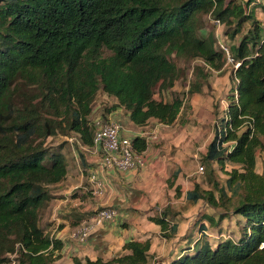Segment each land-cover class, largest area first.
<instances>
[{
  "label": "trees",
  "instance_id": "obj_1",
  "mask_svg": "<svg viewBox=\"0 0 264 264\" xmlns=\"http://www.w3.org/2000/svg\"><path fill=\"white\" fill-rule=\"evenodd\" d=\"M262 9L256 0H0V264H10L15 252L17 264H54L60 257L62 241L41 227L39 209L55 198L50 186L68 169L61 146L46 142L74 133L81 146H92L97 126L90 115L99 92L114 100L105 122L120 109L136 126L151 119L170 125L183 99L155 94L180 78L176 61L199 59L195 79L205 67L219 70L228 62L213 37L198 34L204 15L234 27L225 46L235 83L202 159L211 188L195 184L186 199L218 208L241 198L233 210L240 228L236 239L218 236L212 243L207 230L218 226L223 234L227 213L216 221L205 214L166 264H264V166L255 172L256 153L264 150V20L256 16ZM196 84L188 94L199 91ZM131 140L139 153L149 146L141 135ZM214 163L226 175L223 184L214 178ZM180 171L172 163L170 187ZM100 208L69 216L81 223ZM176 216L166 206L149 220L170 239L178 233ZM150 246V239H131L112 259L74 258L73 264H162L165 259H151Z\"/></svg>",
  "mask_w": 264,
  "mask_h": 264
},
{
  "label": "rangeland",
  "instance_id": "obj_2",
  "mask_svg": "<svg viewBox=\"0 0 264 264\" xmlns=\"http://www.w3.org/2000/svg\"><path fill=\"white\" fill-rule=\"evenodd\" d=\"M256 16L258 18L262 16L261 10L257 12ZM214 20L209 15L202 16L198 34L205 36L209 34L210 37L215 39L216 47L221 44L226 45V43L230 42L228 41L227 30L231 32L234 27L228 28L222 21L216 23ZM247 27L248 25L246 24L242 32H245ZM239 38L240 34H237L233 41L237 42ZM176 62L181 71L180 78L168 91L159 93L156 90L155 94L156 99L162 98L165 101L171 100L176 95L183 99V107L178 119L173 124L165 125L151 119L146 127L135 128L126 122L127 118L123 113H117L119 117L116 119L107 115L108 120H115L124 128H129L131 130L127 133L129 137L141 135L149 141L148 149L143 152L145 163L142 167L133 170L136 175L143 170L144 181L137 184L133 181V185L125 189L126 192L124 194L127 200H130L125 205L146 206L147 213L151 215L159 213L163 208L169 206L172 210L178 212L174 221L179 223L177 234L180 237L185 235L191 228H194V221L196 222L201 214H210L217 220L220 213H227L226 219L221 222L223 234H219L218 226L213 229L210 228L208 232L210 241L212 243L216 242L218 236L221 238L228 236L236 239L240 228L236 220L241 217L234 215L233 210L241 202V198H234L226 203L225 207L218 208L208 206L204 200L193 203L186 199V192L193 190L195 184H199L203 189L211 188V185L207 183L208 169L206 171V166L202 159L206 152V146L213 138L215 128L223 116L228 96L232 94L235 83L234 65L226 62L219 70L205 67L202 71L205 75L202 78L198 77L195 79L196 66L201 67L203 65L199 59L178 60ZM194 82L197 83L196 86L199 87V91L188 94V89ZM113 102L114 100L104 93L99 92L97 94L92 106L93 111L90 115V118L97 122V126L105 123L103 117L106 118V111ZM76 136L74 133L62 134L59 132L56 136L47 139V146H61L68 169L64 180L58 183L61 185L50 186L55 198L48 202L61 198L57 194L59 188H61L60 191L63 189L67 190V196L73 197L72 194L76 196L84 195V192L86 190L89 191L90 186L93 185L88 177L91 173L90 166L95 164L94 158L100 160L101 156L92 154L83 148ZM82 158H84L87 166L82 163ZM172 163H177L181 171L174 186L170 187L166 179L170 176ZM200 166H204V170L201 173ZM263 166L264 150L256 153L255 172L261 174ZM225 168L226 170H231L232 166L227 164ZM212 169L214 178L220 184H223L226 175L216 163L212 164ZM81 172L84 173L82 178ZM103 195L104 192L100 196L93 194L81 206H91V208L96 206L95 208H98L99 205L97 204ZM73 199H79V196ZM48 202L43 203L44 209L47 207L45 205ZM44 209L40 211V225H43V228L51 226L53 228L56 220L53 219L51 221L50 218H47L44 222L41 221L45 217ZM56 216H59V213ZM160 231L162 236L163 232L162 230ZM62 244L66 243L62 242ZM60 254L54 264L67 263L69 253L64 250L60 251ZM9 257L12 260L10 264H17L15 259L18 257V252L10 254Z\"/></svg>",
  "mask_w": 264,
  "mask_h": 264
},
{
  "label": "crops",
  "instance_id": "obj_3",
  "mask_svg": "<svg viewBox=\"0 0 264 264\" xmlns=\"http://www.w3.org/2000/svg\"><path fill=\"white\" fill-rule=\"evenodd\" d=\"M261 14L262 16L259 19L263 20L264 14L262 11ZM117 113H123L127 118L126 122H128L129 125L134 126L135 128L146 127V125L142 127L134 125L128 119L125 112L120 109L112 111L109 116L116 119L117 117H119ZM129 131H131L129 130V128L123 127L121 135L129 137L127 135ZM94 161L95 164H91L90 166V174L95 173L97 177L103 181L104 192V195L99 199L97 205L115 206L119 212V215L114 222L106 223L104 226L94 230L85 243H79L71 237L72 231L80 223L73 224V219L69 215L72 212L76 213L84 211H93L96 207L95 206L91 208V206H81L86 200L91 198V195H93L92 189L94 185L90 186L91 192L89 188V191L86 190V192H84V195H80L83 196L84 199L83 197H79V199H73V197L67 196V190L63 189L61 190L63 192H61V188H59L57 194L58 197L61 198L54 199L53 201L48 202L45 205L47 206L45 207V209L43 208L44 204L39 209V211H43V209L45 210V217L41 219L42 222H44L47 218H50L51 221L53 219L56 220L55 224H53V228L51 226L44 229L45 232L51 237L60 239L62 242L66 243L62 244L63 250H61V252L66 250L69 253V255L67 256L66 264H73L74 258H78L82 261L86 257L90 259H95L97 257H100L103 260L112 259L113 257H116L125 252L123 251L122 246L127 240H131L132 238L138 241L150 239L151 246L149 249V254L151 259H165L162 264H166V260L168 258L178 254L180 246L179 243H185L191 233H197L195 225L193 229L191 228L185 235H182L181 237L177 234V236L170 239L163 238V236H161L160 227L149 220V217L153 216L155 213L153 215L147 213L146 206L125 205L128 201L126 195L124 194V192H126L125 189L130 187V185H133V181L135 184L144 181L143 170L138 173V176V174L136 175L135 171L133 170L122 172L114 168H102L100 167V165H98L99 160L94 158ZM82 177H84L83 172H81V178ZM88 177L89 181L91 182L90 176ZM128 202H130V200ZM57 213H59V216H56ZM204 215L201 214L199 218L201 219ZM172 220L174 221L175 217ZM203 222L205 224H209V221L207 219H203ZM195 223L196 222L194 221V224ZM41 227H43V225H41ZM210 228L213 229L215 227L212 226L209 227V229ZM209 229L207 230V232H209ZM207 234L209 235V233Z\"/></svg>",
  "mask_w": 264,
  "mask_h": 264
},
{
  "label": "built area",
  "instance_id": "obj_4",
  "mask_svg": "<svg viewBox=\"0 0 264 264\" xmlns=\"http://www.w3.org/2000/svg\"><path fill=\"white\" fill-rule=\"evenodd\" d=\"M256 2L262 5L264 14V0H256ZM214 21L219 23V20ZM220 47L227 54V61L232 63L228 48L223 44ZM95 124L97 126V122ZM122 129L123 126L117 121L108 120L104 124L97 126L92 146H82L90 153L101 156L98 164L100 167L114 168L125 172L142 167L145 163L143 153H139L134 149L131 137L121 135ZM199 169L201 173L204 167L200 166ZM90 179L94 185L92 193L100 196L103 193V181L95 173L90 174ZM118 215L119 212L116 208L102 205L88 220L76 226L71 233V237L79 243H85L94 230L104 226L106 223L114 222ZM263 246L264 243L262 242L260 248Z\"/></svg>",
  "mask_w": 264,
  "mask_h": 264
},
{
  "label": "clouds",
  "instance_id": "obj_5",
  "mask_svg": "<svg viewBox=\"0 0 264 264\" xmlns=\"http://www.w3.org/2000/svg\"><path fill=\"white\" fill-rule=\"evenodd\" d=\"M263 12V11H262ZM264 20V19H263Z\"/></svg>",
  "mask_w": 264,
  "mask_h": 264
}]
</instances>
